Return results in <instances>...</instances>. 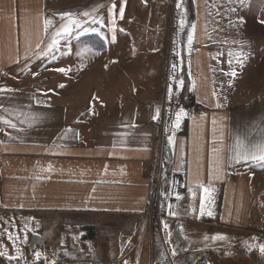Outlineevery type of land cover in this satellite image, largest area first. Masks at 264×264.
<instances>
[{"label": "crops", "instance_id": "crops-1", "mask_svg": "<svg viewBox=\"0 0 264 264\" xmlns=\"http://www.w3.org/2000/svg\"><path fill=\"white\" fill-rule=\"evenodd\" d=\"M251 2L183 0L174 36L165 0H0L1 214L65 217L92 237L102 222V248L126 239L141 264L167 263L155 197L173 264L220 263L213 236L257 232L264 161L235 158L264 143V0ZM173 46L157 139L144 103Z\"/></svg>", "mask_w": 264, "mask_h": 264}, {"label": "rangeland", "instance_id": "rangeland-1", "mask_svg": "<svg viewBox=\"0 0 264 264\" xmlns=\"http://www.w3.org/2000/svg\"><path fill=\"white\" fill-rule=\"evenodd\" d=\"M182 1L165 0V5L166 7L168 6L167 9L170 11V16L166 19V22H168V26L174 32L172 33L174 36H177L176 27L179 22L177 11L174 8H180ZM260 3L261 0H252L250 6L259 11L258 6ZM178 4L180 5L179 7H177ZM172 49H168L165 52L168 57L170 54L172 57L175 55L171 60L172 69L169 70V79L166 71L164 83H162L163 88L158 94L146 93L148 99L144 103V108L148 101L166 99L165 108L167 109L168 86L174 80L173 74L176 72V63L178 62L177 52L174 50L175 47L173 46ZM87 50L92 49L88 48ZM166 61L165 69H167L168 59ZM145 111L148 118L146 108ZM156 138H159L157 132ZM261 199V201H264V196ZM262 206L264 207V204L256 208L259 219L255 223L251 222V228H254L257 232L251 231L249 234L236 233L235 236L226 238L223 236L224 239L219 240L218 245L226 248L224 250L218 248L220 251L216 253L221 258L220 263L216 261V256L213 255L207 260L196 258L193 264H264V254L260 253L258 247L261 243H264V212H259ZM154 211L155 208L152 210V216ZM66 223L65 217L45 216L40 218L34 214L12 215L1 214L0 212V253H3L0 255V264H141L136 258L138 254L131 251L133 247H126L127 244L124 243L126 239L115 242V238L111 237L107 242L108 247L102 248V222H100V226L96 230V237L90 236L91 230L87 228L64 229L63 227ZM73 226L74 224H72ZM153 229L159 241L157 244L164 250L166 264H173L167 257L168 253L166 252L167 249L170 254L172 250L170 247L167 248V246L165 249L164 245H162V238L160 233H158L159 228L156 222ZM220 236H222L221 233ZM165 242L166 237H164ZM252 244H255L256 247L249 250L248 246ZM37 252L40 253L39 259L36 258ZM9 257H14V259H9ZM141 258V261L145 262L143 264L150 263L146 256L142 255Z\"/></svg>", "mask_w": 264, "mask_h": 264}, {"label": "built area", "instance_id": "built-area-1", "mask_svg": "<svg viewBox=\"0 0 264 264\" xmlns=\"http://www.w3.org/2000/svg\"><path fill=\"white\" fill-rule=\"evenodd\" d=\"M172 55L170 54L169 57L167 56L166 59H168V63H167V69L165 71H167V76H168V79H169V73L172 68V65H171V60L175 57V55ZM190 99V98H189ZM166 99L164 100H158V101H148L147 104L145 105V108L147 110V114H148V122L150 124H152L156 130H157V133H158V137L161 138L162 137V129H163V125H164V120H165V110H166ZM156 117L155 119H153V117ZM163 139V138H162ZM162 143V142H161ZM157 191V189H156ZM154 195H157V192L154 194ZM156 199H154V203H152L154 205L153 208H155V211L153 213V217L155 220V222L157 223L158 225V228H159V232L160 235H161V238H162V245H164V232H163V227H162V219L164 217V211L160 208L158 204V199L157 197H155ZM165 247V245H164ZM166 248V247H165Z\"/></svg>", "mask_w": 264, "mask_h": 264}, {"label": "snow or ice", "instance_id": "snow-or-ice-1", "mask_svg": "<svg viewBox=\"0 0 264 264\" xmlns=\"http://www.w3.org/2000/svg\"><path fill=\"white\" fill-rule=\"evenodd\" d=\"M180 5L178 4L177 7H179ZM120 13L121 15H123V8L120 9ZM50 21H46V23H49ZM181 23H183V21H181ZM261 23H264V21H261ZM77 27H79V24H77ZM195 27V26H193ZM61 31L63 32H70L71 31V28L70 26L66 25L64 28L61 29ZM84 31H88L87 28L84 29ZM92 31H96V29H92ZM79 34V33H78ZM189 43H191L192 41V35L191 33L189 34ZM56 43V41H53V45ZM51 47V46H49ZM58 71H61V72H64L65 69H57ZM231 75L232 76H235L236 75V72L235 71H232L231 72ZM61 87H63V85H61ZM171 91V88L169 89ZM185 115V112L183 109H180L177 113H176V123H175V126L176 127H179V123H180V120L181 118ZM156 117L154 116L153 119H155ZM255 147V151L252 152L251 154H249L247 151L245 152H237V155H236V159H243V160H249V159H252V160H259V161H264V143H261L259 145H256L254 146ZM205 191H207V189H205ZM201 212L203 213L204 212V202H203V199H201ZM209 216H211L213 213L211 211H209L207 213ZM165 227H167V225H165ZM213 240H222L224 239L223 236H213L212 237ZM256 247L255 244H252V245H249L248 248L249 250H251L252 248ZM259 251L261 254H264V243H261L259 246ZM3 253H0V255H2ZM175 254V253H173ZM40 257V253L37 252L36 253V258L39 259ZM9 259H14V257H9Z\"/></svg>", "mask_w": 264, "mask_h": 264}, {"label": "trees", "instance_id": "trees-1", "mask_svg": "<svg viewBox=\"0 0 264 264\" xmlns=\"http://www.w3.org/2000/svg\"><path fill=\"white\" fill-rule=\"evenodd\" d=\"M86 39V41H88V42H90V43H92V44H94L96 47H99V45L98 44H96V42H95V38L94 37H86L85 38Z\"/></svg>", "mask_w": 264, "mask_h": 264}]
</instances>
